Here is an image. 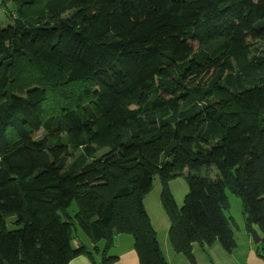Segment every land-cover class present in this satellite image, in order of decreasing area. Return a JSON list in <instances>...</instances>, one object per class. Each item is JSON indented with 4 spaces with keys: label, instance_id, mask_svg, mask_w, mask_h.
<instances>
[{
    "label": "trees",
    "instance_id": "trees-1",
    "mask_svg": "<svg viewBox=\"0 0 264 264\" xmlns=\"http://www.w3.org/2000/svg\"><path fill=\"white\" fill-rule=\"evenodd\" d=\"M66 3L37 20L36 0H0V264H109L121 234L139 264H168L143 203L155 176L174 253L236 248L228 191L264 260V0ZM30 66L48 73L12 92ZM185 173L178 207L168 182Z\"/></svg>",
    "mask_w": 264,
    "mask_h": 264
},
{
    "label": "rangeland",
    "instance_id": "rangeland-1",
    "mask_svg": "<svg viewBox=\"0 0 264 264\" xmlns=\"http://www.w3.org/2000/svg\"><path fill=\"white\" fill-rule=\"evenodd\" d=\"M51 4L57 5L59 11H63L62 12L63 14H68V12L71 10V8L67 6L66 0H36V4L30 9L25 10L24 14L34 19L37 18L38 20V18L41 15L45 14V9L48 10L49 5ZM0 16H4V14L2 15V13L0 12ZM2 19H3V23L5 24H10V25L13 24L12 20H7L5 17H2ZM33 69H36V71H32ZM46 73H48V71L45 67L38 68L36 66L35 68H32L30 66L25 68H19L17 71L14 72V74H12L10 89L14 93L23 94L22 92L26 88L36 85L38 81L42 79L44 75H46ZM210 78H211V74H205L197 77L196 81L198 83L205 85ZM52 93H53L51 94L52 97H50L49 100L47 99L46 102L44 103V110L47 112H54L58 110V108L62 104V101L59 98H57L58 93H56V91ZM186 175L187 173H185L183 176L174 178L168 182L169 191L178 207L182 206L183 199L188 192ZM161 189L162 186L159 177L155 176L150 192L143 199L145 210L150 214V217L155 225V228L158 230L160 240L162 238L161 232L165 230L164 224L168 222L167 221L168 219L166 217L165 212L163 211L160 202ZM226 195L230 204V210L226 214L229 218H233L235 222L239 225L242 233H245L243 228L244 222L242 217V202L238 197L234 196L228 191H226ZM76 210H77L76 203L73 202L71 207L69 208L70 216H72L76 212ZM8 227L11 228V225ZM256 233L258 235L259 232L257 231ZM248 234L251 237V233ZM257 247H259L260 249L261 244L260 243L257 244Z\"/></svg>",
    "mask_w": 264,
    "mask_h": 264
},
{
    "label": "crops",
    "instance_id": "crops-1",
    "mask_svg": "<svg viewBox=\"0 0 264 264\" xmlns=\"http://www.w3.org/2000/svg\"><path fill=\"white\" fill-rule=\"evenodd\" d=\"M147 214H149L147 212ZM152 227L156 233L159 246L163 253V256L168 264H190L186 258L180 254H176L171 249V246L168 241V228L169 222H166L165 230L161 232L162 238L159 239L158 230L155 228V225L148 215ZM235 224V239L237 246L231 252H225L220 245L213 244L210 247L201 248L197 244L193 245V255L195 258V264H264L257 254V244H253V241L249 232L246 230L245 224L243 223L244 232L242 233L239 225L231 218ZM168 221V220H167ZM244 222V221H243ZM256 232L257 230L254 229ZM248 232V233H247ZM78 240L74 242V245L83 244L88 250L97 248L99 251L103 249L104 241H100L97 244H92L82 233L77 231ZM259 237L262 238V235L259 234ZM240 240V242H239ZM90 252V251H89ZM108 257H115L116 260L109 264H139L137 254L134 250L133 239L129 235H117L114 238L113 246L107 253ZM101 262V256L97 255H81L73 260L69 264H99Z\"/></svg>",
    "mask_w": 264,
    "mask_h": 264
},
{
    "label": "water",
    "instance_id": "water-1",
    "mask_svg": "<svg viewBox=\"0 0 264 264\" xmlns=\"http://www.w3.org/2000/svg\"><path fill=\"white\" fill-rule=\"evenodd\" d=\"M250 233H251L253 243L259 244L262 239L257 235L256 231L254 229H251Z\"/></svg>",
    "mask_w": 264,
    "mask_h": 264
}]
</instances>
